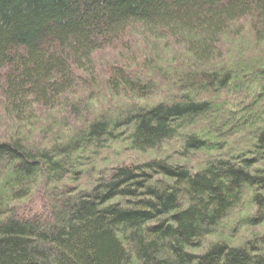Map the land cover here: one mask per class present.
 Instances as JSON below:
<instances>
[{
	"label": "trees",
	"instance_id": "obj_1",
	"mask_svg": "<svg viewBox=\"0 0 264 264\" xmlns=\"http://www.w3.org/2000/svg\"><path fill=\"white\" fill-rule=\"evenodd\" d=\"M0 95V264H264V0H0Z\"/></svg>",
	"mask_w": 264,
	"mask_h": 264
},
{
	"label": "rangeland",
	"instance_id": "obj_2",
	"mask_svg": "<svg viewBox=\"0 0 264 264\" xmlns=\"http://www.w3.org/2000/svg\"><path fill=\"white\" fill-rule=\"evenodd\" d=\"M139 37L140 36L138 34H135V36H133L132 39L139 38ZM238 40L246 45V47H243V48H248L249 50L254 51V48H253L254 45L251 44V42H252L251 40L248 43L247 36H244V37H242V38H240ZM127 42H130V39H128ZM229 45L230 46H233V47L235 46L232 43H229ZM153 47H155L156 50L159 49L160 54L163 51L164 53H166L167 55H169L171 58L173 56V52L175 53L176 57H180V52H182V49L179 48L176 45H170L169 48H164V46L161 45V44H159V45H153V46H149V44H146L145 47H144V51L143 52H136L135 51L134 52V55L136 57H138L139 59L142 58V56H141L142 53H148L150 55H154V54L157 55L159 53V51L158 50L155 51V52L152 51L154 49ZM243 48H242V50H243ZM161 49H162V51H161ZM171 50H172V52H171ZM234 50L232 52L233 53H236ZM123 52H124V50H123ZM245 54L247 55L248 53L245 52ZM260 54H261V52H258V55H260ZM111 55H112V57L114 56V54H112L111 52H108V53L99 52L97 54V57L99 56V57H102L101 59H103V58H106V56H111ZM116 56H117L116 59H115V56L113 58V60H115L114 62H117L120 59L118 57V55H116ZM135 56L133 57L134 60H136V57ZM164 57H167V56H164ZM175 58H173V61L175 60ZM119 64H121V63H119ZM134 71L135 70H131L130 72L132 73ZM137 76L138 77H141L142 76V73H138ZM144 79H145L144 81H147L148 80V77H145ZM172 96H174V94ZM103 101H107L106 102L107 103V106H104L103 104L102 105L95 106L96 103H93L94 100L93 101L92 100H89V105L90 104H94L93 105V111L90 110V108H89V111L91 113H94V114H95V112H96V114H99L98 112H105L106 110H112L113 112L116 110L114 108L117 107L116 105H118L117 100H113V99L107 98V99H105ZM95 102H97V100H95ZM2 105H3L2 104V96L0 95V106H2ZM95 108H96V111H95ZM0 112H1V110H0ZM62 112H66V111H62ZM94 114H92V115H94ZM11 126H12V124H10L7 120H5L3 124H0V140H3L4 139V136L3 137L1 136L3 127H4L5 133H7L9 130H12ZM216 141L220 142V139H218L216 137L215 140H214V142H216ZM178 143H179V141H176V140H174V142L170 141V142L164 144L160 149H157V150H154V151H150V152H147V153L142 154V155L137 154L136 152H133L132 150L128 149L126 143H120L118 145L113 146L112 147L113 149L107 151L106 153H103L104 158L108 159L109 162H105L103 160V157H101V159H102L101 162L98 161V163L96 165H98L99 167H101V166L103 167V166L107 165L108 163H110L111 165H115L116 163L138 162V161L145 160V159H152V158H159V157L160 158H163V157L168 158L169 156L172 157L173 155H175V153H177L176 151L179 149V147H178L179 144ZM31 144L32 145H38V144H45V143L39 142L37 140V141H33ZM214 152H216V150L210 151L208 149L206 151H202L200 153L197 152V153L193 154L192 156H190L189 159L186 162L189 165H192L193 167H196V169H197L198 166L204 164L203 162L206 161V159L207 160H208V158L209 159H212V158H214V156H217L216 153L218 151L216 153H214ZM174 158H176V157H174ZM245 199H247V197ZM245 207H248V205L245 206ZM236 215H237V218H239V216H238L239 213L238 214L236 213ZM230 222L231 221H229L228 224L227 223H224L225 225H227V228H226L227 232H229L230 228H233V225L235 223V221L234 222H231V223ZM241 232H243L242 234H245L246 231H245V229H243ZM237 233H239V236H240V231H237ZM209 237H208V239H205L204 242H203V245H205V247L208 246V244H210L211 242L217 240L216 237H211V238H209ZM235 242H238V241H235Z\"/></svg>",
	"mask_w": 264,
	"mask_h": 264
}]
</instances>
